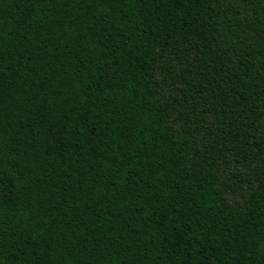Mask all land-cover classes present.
Here are the masks:
<instances>
[{"label":"trees","instance_id":"obj_1","mask_svg":"<svg viewBox=\"0 0 264 264\" xmlns=\"http://www.w3.org/2000/svg\"><path fill=\"white\" fill-rule=\"evenodd\" d=\"M0 264H264V0H0Z\"/></svg>","mask_w":264,"mask_h":264}]
</instances>
